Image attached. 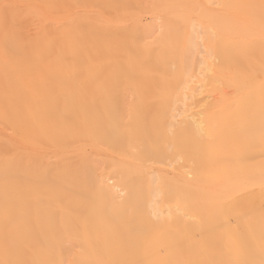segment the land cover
<instances>
[{
  "label": "bare ground",
  "instance_id": "1",
  "mask_svg": "<svg viewBox=\"0 0 264 264\" xmlns=\"http://www.w3.org/2000/svg\"><path fill=\"white\" fill-rule=\"evenodd\" d=\"M0 116V260L264 264V0H0Z\"/></svg>",
  "mask_w": 264,
  "mask_h": 264
},
{
  "label": "rangeland",
  "instance_id": "2",
  "mask_svg": "<svg viewBox=\"0 0 264 264\" xmlns=\"http://www.w3.org/2000/svg\"><path fill=\"white\" fill-rule=\"evenodd\" d=\"M147 18V17H146ZM145 18L142 19L144 21ZM0 134L4 135L5 137L8 138H13L17 135V129L14 125L10 124L5 118L0 116ZM88 153L97 161L102 160V159H110L114 158L115 155L107 151L105 149H96L91 146L86 147ZM63 151L66 152H71L72 148L69 147H61V146H55L51 145L50 143H41V145L37 148V152L40 155L49 157V158H57L60 153ZM179 153H173L172 155L170 154H164L161 157H158L156 159L155 155H151L149 153H146L142 158H126V160L132 161V163H139V160L145 161L148 166L153 165L154 166H159V170L162 173H167L168 175L175 176L177 173V167L185 166L186 161L183 156H178ZM130 163V162H129ZM30 161L28 159L24 160V165H29ZM171 164V165H168ZM168 165V166H166ZM152 169V167H151ZM104 172V167H100L97 169L96 173L100 175L101 173ZM1 175H5V170L2 169ZM16 191L14 189H9L8 190V195L11 197L15 195ZM77 234V229L76 228H70L67 232V238L69 240L75 239ZM0 264H12L11 262L0 260Z\"/></svg>",
  "mask_w": 264,
  "mask_h": 264
}]
</instances>
